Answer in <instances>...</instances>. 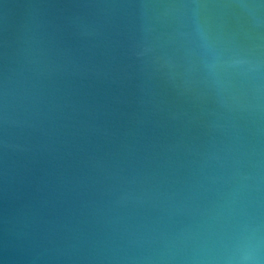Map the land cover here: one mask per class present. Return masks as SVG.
<instances>
[{"label": "water", "instance_id": "1", "mask_svg": "<svg viewBox=\"0 0 264 264\" xmlns=\"http://www.w3.org/2000/svg\"><path fill=\"white\" fill-rule=\"evenodd\" d=\"M0 264H264V0H0Z\"/></svg>", "mask_w": 264, "mask_h": 264}]
</instances>
